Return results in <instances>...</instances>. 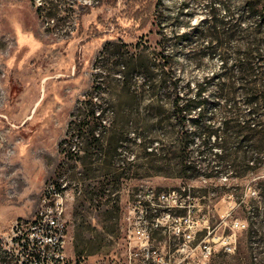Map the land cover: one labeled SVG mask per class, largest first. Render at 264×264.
Segmentation results:
<instances>
[{
	"label": "rangeland",
	"instance_id": "obj_1",
	"mask_svg": "<svg viewBox=\"0 0 264 264\" xmlns=\"http://www.w3.org/2000/svg\"><path fill=\"white\" fill-rule=\"evenodd\" d=\"M200 1L164 0L165 13L189 3L180 18L187 24L186 11ZM144 2L0 0V239H9L16 221L27 226L45 197L50 201L60 192L70 257L122 262L143 230L154 245L174 252L182 240L177 229L190 217L196 242L230 234L237 239L235 252L222 248V238L214 244L211 264H254L255 255L264 264V196L253 187L217 190L254 180L236 178L232 170L242 163L229 162L230 171L212 178L182 179L148 171L141 158L138 132L162 75L158 22L141 29L136 18ZM200 8L193 24L205 15ZM219 64L217 58L204 61L206 71ZM185 71L199 70L186 63ZM89 94L119 125L103 132L102 145L75 138V152L81 151L64 158L60 144L72 134L76 107ZM261 169L264 177V163Z\"/></svg>",
	"mask_w": 264,
	"mask_h": 264
},
{
	"label": "trees",
	"instance_id": "obj_2",
	"mask_svg": "<svg viewBox=\"0 0 264 264\" xmlns=\"http://www.w3.org/2000/svg\"><path fill=\"white\" fill-rule=\"evenodd\" d=\"M187 6L174 15L165 13L164 0H145L138 8L139 28L155 22L160 27L162 71L160 91L147 101L148 121L138 132L144 149L141 158L148 171L182 179L212 178L227 171L229 162L242 163L232 170L236 178L254 180L217 190L253 187L264 196V0H201L186 11L191 19L182 25ZM196 8L205 15L193 24ZM215 58L220 61L218 69L206 71L204 61ZM186 63L198 73L187 76ZM118 125L103 102L89 94L76 107L72 134L61 142V154L74 155L75 138L102 145L107 140L103 132ZM13 260L7 242L0 240V264Z\"/></svg>",
	"mask_w": 264,
	"mask_h": 264
},
{
	"label": "built area",
	"instance_id": "obj_3",
	"mask_svg": "<svg viewBox=\"0 0 264 264\" xmlns=\"http://www.w3.org/2000/svg\"><path fill=\"white\" fill-rule=\"evenodd\" d=\"M63 211L64 196L56 192L50 201L45 197L43 207L27 226L23 222H15L9 239H0L7 242L14 257L11 264H105L67 254L68 227ZM185 222V228L177 229L182 240L174 252L167 250L166 245H154L149 232L143 230L138 233V241L127 247L125 259L114 264H211L214 244L221 238L222 248L226 252H235V235L206 236L196 242L195 222L190 217H185ZM236 225L245 227L246 223L237 221ZM19 247L22 249L18 250ZM254 258V264H259L258 257L255 255Z\"/></svg>",
	"mask_w": 264,
	"mask_h": 264
}]
</instances>
